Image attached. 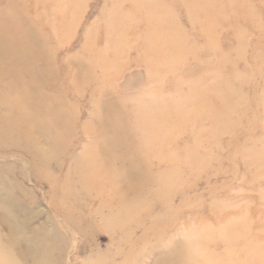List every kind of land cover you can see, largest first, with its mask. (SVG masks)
Returning a JSON list of instances; mask_svg holds the SVG:
<instances>
[{
	"label": "rangeland",
	"instance_id": "374dc122",
	"mask_svg": "<svg viewBox=\"0 0 264 264\" xmlns=\"http://www.w3.org/2000/svg\"><path fill=\"white\" fill-rule=\"evenodd\" d=\"M0 264H264V0H0Z\"/></svg>",
	"mask_w": 264,
	"mask_h": 264
},
{
	"label": "bare ground",
	"instance_id": "6f19581e",
	"mask_svg": "<svg viewBox=\"0 0 264 264\" xmlns=\"http://www.w3.org/2000/svg\"><path fill=\"white\" fill-rule=\"evenodd\" d=\"M163 26H160L158 29H156V30H158V34H157V36H153V39L155 40V41H160V32L163 30V28H162ZM151 37V35H149V38ZM151 42L152 41H148L146 44H145V46H144V49H145V54H146V58H147V61H145L144 60V64L146 65V67H148V68H150V69H153V66H156V64H158V63H161L162 61H164L165 59V57H163V55H160L158 58H157V55H156V58H157V60L156 61H153L152 59H151V57H150V59L148 58V56H149V54H150V52H152V50L155 48V46H154V43L153 44H151ZM155 56V55H154ZM179 55L177 54L174 58L176 59L177 57H178ZM159 61V62H158ZM156 63V64H155ZM32 68V67H31ZM160 70V69H159ZM158 71V70H157ZM34 74H33V76H35V79H36V73L35 72H33ZM39 73H40V71H39ZM32 74V73H31ZM112 103V102H111ZM138 154H140V153H138Z\"/></svg>",
	"mask_w": 264,
	"mask_h": 264
}]
</instances>
